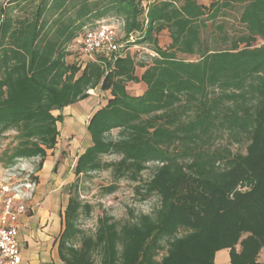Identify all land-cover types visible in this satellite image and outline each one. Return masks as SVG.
Masks as SVG:
<instances>
[{"label":"trees","instance_id":"trees-1","mask_svg":"<svg viewBox=\"0 0 264 264\" xmlns=\"http://www.w3.org/2000/svg\"><path fill=\"white\" fill-rule=\"evenodd\" d=\"M102 23L121 25L127 52L77 60L73 44ZM130 85L142 91L131 95ZM98 90L107 101L90 118L92 144L76 174L112 167L117 178L138 181L153 165L144 196L160 205L126 224L100 218L77 249L70 243L82 206L70 198L64 261L216 264L228 250L230 264H263L264 0L0 3V142L16 134L0 156L6 168L39 159L41 170L64 109ZM104 155L118 161L103 166Z\"/></svg>","mask_w":264,"mask_h":264},{"label":"rangeland","instance_id":"rangeland-1","mask_svg":"<svg viewBox=\"0 0 264 264\" xmlns=\"http://www.w3.org/2000/svg\"><path fill=\"white\" fill-rule=\"evenodd\" d=\"M4 1L7 0H0V3ZM236 17L238 16H232V18ZM115 24L118 25V39L120 45L123 47L127 42L125 33L119 23ZM230 25H233L232 27L234 29L229 30L230 32L238 30L233 21L230 22ZM159 41L163 48L168 47L169 39L167 34L163 33L159 37ZM71 48L77 56V60L80 57L84 58L80 50V41L74 43ZM229 48L230 46L223 47V49ZM74 59V57L69 58V61L73 62ZM141 91L142 87L140 85L129 86L131 95H138ZM89 94L90 98L86 101L88 105L87 113L83 116V119H67L58 125L60 136L57 146L53 152H49L43 169H37L39 159L33 161L37 172L36 181H41V190H54L58 194L60 193L61 198L59 203L63 208L67 206L70 198L81 203V215L77 222V228L80 233L70 243L77 249L81 248L83 237L95 235L100 218L109 217L114 222L126 224L134 216L151 214L160 205L157 196H144V186L152 177L153 165H151L149 170L142 173V178L138 181H133L128 177L117 178L114 175L112 167H103L99 171L87 174H76L78 159L92 144L90 134L87 131V125L96 109L106 103L108 96L107 93L100 90L91 91ZM15 135L14 132H10L7 134L6 139L0 142V156L13 141ZM113 135L115 136L116 132ZM245 147V145H233L232 150L245 154ZM101 159L103 166L118 161L115 155H104ZM5 169L4 164L0 162V177ZM238 190L247 192L249 188H239ZM87 206L88 208L86 209ZM185 234L186 232L184 230L179 231V236H184ZM238 250H240V247H238ZM162 254H165V252ZM161 256L159 259L162 258ZM95 259L98 264V256H95ZM258 260L264 264V249L261 251Z\"/></svg>","mask_w":264,"mask_h":264},{"label":"built area","instance_id":"built-area-1","mask_svg":"<svg viewBox=\"0 0 264 264\" xmlns=\"http://www.w3.org/2000/svg\"><path fill=\"white\" fill-rule=\"evenodd\" d=\"M80 44L82 55L90 60L128 50L127 43L123 47L119 43L115 23H102L87 31ZM33 161L19 160L16 165L6 168L0 177V264H20L19 218L29 211V203L38 189Z\"/></svg>","mask_w":264,"mask_h":264},{"label":"crops","instance_id":"crops-1","mask_svg":"<svg viewBox=\"0 0 264 264\" xmlns=\"http://www.w3.org/2000/svg\"><path fill=\"white\" fill-rule=\"evenodd\" d=\"M86 101L65 108V120L83 119L87 113ZM60 198L57 191L41 190V181L38 182L36 195L29 203V211L19 218L20 264H67L60 242L65 230L68 204L63 208L59 203ZM215 260L216 264H230L229 252L217 253Z\"/></svg>","mask_w":264,"mask_h":264}]
</instances>
